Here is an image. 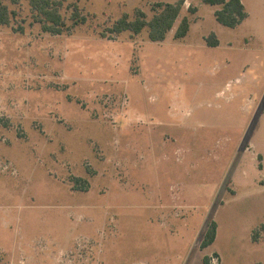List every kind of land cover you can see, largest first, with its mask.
<instances>
[{
	"label": "rangeland",
	"instance_id": "1",
	"mask_svg": "<svg viewBox=\"0 0 264 264\" xmlns=\"http://www.w3.org/2000/svg\"><path fill=\"white\" fill-rule=\"evenodd\" d=\"M60 1L61 35L5 1L0 264H264V0H187L162 42L111 28L175 0Z\"/></svg>",
	"mask_w": 264,
	"mask_h": 264
},
{
	"label": "trees",
	"instance_id": "2",
	"mask_svg": "<svg viewBox=\"0 0 264 264\" xmlns=\"http://www.w3.org/2000/svg\"><path fill=\"white\" fill-rule=\"evenodd\" d=\"M5 1L12 4H19L24 0H0V26L10 25L12 20V11H10ZM34 10L36 22L42 24L44 32L52 35H61L67 29V22L62 14L63 3L60 0H27ZM187 0H175L173 3H157L156 12L152 19L148 20L143 11H138L135 18L130 19L127 14L115 21L111 32L119 34L125 31H131L134 34H140L144 29H148L149 39L153 42L165 41L168 33L173 29L176 21L181 15L182 9ZM206 4L218 5L221 8L216 10L217 21L227 27L235 28L240 25L249 16L241 0H202ZM191 13H196V7H190ZM72 18L75 23L85 21L81 16L78 6H75ZM190 19L184 17L176 29L174 38L182 39L190 31ZM208 44L211 46L219 45V40L215 34L208 37ZM264 235V223L254 232L253 241L260 240ZM217 237V223L213 221L204 236L202 248L212 245ZM218 256V255H217ZM203 264H213L212 257L205 256Z\"/></svg>",
	"mask_w": 264,
	"mask_h": 264
}]
</instances>
